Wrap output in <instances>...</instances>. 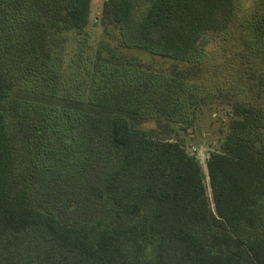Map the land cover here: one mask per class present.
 I'll return each instance as SVG.
<instances>
[{
  "label": "trees",
  "instance_id": "1",
  "mask_svg": "<svg viewBox=\"0 0 264 264\" xmlns=\"http://www.w3.org/2000/svg\"><path fill=\"white\" fill-rule=\"evenodd\" d=\"M91 1L0 0V264H264V0Z\"/></svg>",
  "mask_w": 264,
  "mask_h": 264
},
{
  "label": "rangeland",
  "instance_id": "2",
  "mask_svg": "<svg viewBox=\"0 0 264 264\" xmlns=\"http://www.w3.org/2000/svg\"><path fill=\"white\" fill-rule=\"evenodd\" d=\"M257 0H238L237 8H238V18L241 19L245 16L246 12L249 13L251 7L256 4ZM104 3V0H92L91 1V10L89 17V29L94 31L96 30V25H94V21L97 17H99L101 7ZM250 8V9H249ZM240 21L237 20V25H239ZM238 29V28H237ZM91 31V32H92ZM240 30H236L232 28L229 31V34L233 35L236 39L237 34L239 35ZM231 44L229 39L225 40L220 46L227 47ZM217 46V47H216ZM220 46L210 43L209 46L206 47L208 51L207 60H215L218 58L216 56V51L220 50ZM142 58L146 62H151L152 57L148 54H143ZM162 61L159 59L156 60V65H160ZM155 66V64H153ZM207 75V74H206ZM203 77V76H202ZM214 104L211 105V107ZM223 118V111L220 107L213 106L210 110L209 108L202 110L198 114V118L195 120L194 129L189 130L188 136L189 140H186L184 144V148L188 154L193 155L199 161L200 165L206 171L205 163L208 158V154L214 150L219 149V134L218 128L220 126V121Z\"/></svg>",
  "mask_w": 264,
  "mask_h": 264
}]
</instances>
